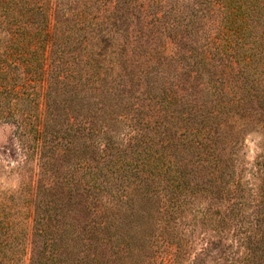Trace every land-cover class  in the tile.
<instances>
[{
    "label": "trees",
    "instance_id": "16d2710c",
    "mask_svg": "<svg viewBox=\"0 0 264 264\" xmlns=\"http://www.w3.org/2000/svg\"><path fill=\"white\" fill-rule=\"evenodd\" d=\"M263 58L264 0H0V122L35 165L0 264H185L198 225L196 255L264 264Z\"/></svg>",
    "mask_w": 264,
    "mask_h": 264
},
{
    "label": "rangeland",
    "instance_id": "374dc122",
    "mask_svg": "<svg viewBox=\"0 0 264 264\" xmlns=\"http://www.w3.org/2000/svg\"><path fill=\"white\" fill-rule=\"evenodd\" d=\"M264 59V58H263ZM241 157L247 168L253 165V162L261 155H264V131L257 128H250L244 135V143L241 147ZM24 153L20 147V141L15 127L12 123L0 122V190L7 192L17 191L25 184L30 183L32 179V171L35 170L34 161L29 162L25 169L21 171L17 166L21 164ZM245 178L250 177L248 171L245 172ZM204 228L197 226L193 234L194 243L190 251L184 253L180 259L185 264H224L225 261L218 258L220 251L213 245H207L204 253L196 255L201 246L205 245V238L210 232L203 230ZM204 237V238H203ZM203 239V240H201ZM153 249L156 251L152 254L153 261L149 264H169L166 257V240H158ZM31 255V246L27 245L24 264H27ZM194 261V262H192Z\"/></svg>",
    "mask_w": 264,
    "mask_h": 264
}]
</instances>
